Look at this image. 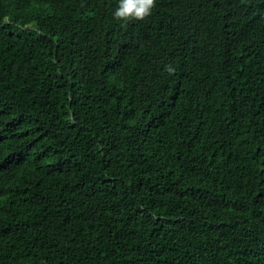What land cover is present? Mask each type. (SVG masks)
Instances as JSON below:
<instances>
[{"label":"trees","instance_id":"1","mask_svg":"<svg viewBox=\"0 0 264 264\" xmlns=\"http://www.w3.org/2000/svg\"><path fill=\"white\" fill-rule=\"evenodd\" d=\"M118 2L0 0V264H264V0Z\"/></svg>","mask_w":264,"mask_h":264},{"label":"clouds","instance_id":"2","mask_svg":"<svg viewBox=\"0 0 264 264\" xmlns=\"http://www.w3.org/2000/svg\"><path fill=\"white\" fill-rule=\"evenodd\" d=\"M155 0H119L114 18L120 21L143 20L151 14ZM167 70L172 71L168 66Z\"/></svg>","mask_w":264,"mask_h":264}]
</instances>
